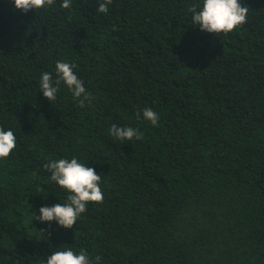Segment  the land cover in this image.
I'll return each mask as SVG.
<instances>
[{"label": "trees", "instance_id": "obj_1", "mask_svg": "<svg viewBox=\"0 0 264 264\" xmlns=\"http://www.w3.org/2000/svg\"><path fill=\"white\" fill-rule=\"evenodd\" d=\"M101 2L25 14L0 0V128L16 137L0 159V264L67 248L99 264H264V0H239L247 22L228 35L192 22L202 0ZM57 61L76 65L83 108L63 83L44 98ZM72 158L101 175L103 203L73 229L33 219L66 203L45 165Z\"/></svg>", "mask_w": 264, "mask_h": 264}, {"label": "clouds", "instance_id": "obj_2", "mask_svg": "<svg viewBox=\"0 0 264 264\" xmlns=\"http://www.w3.org/2000/svg\"><path fill=\"white\" fill-rule=\"evenodd\" d=\"M14 7L22 13L29 11L47 10L57 3V0H10ZM112 0H103L99 4L98 12L107 14L108 6ZM72 0H60V7L70 9ZM199 9V10H198ZM192 13V22L198 25L203 32L219 35H228L247 22L249 8L242 6L239 0H202V6L189 8ZM76 65L57 61L55 65L56 79L50 73H43L40 79L41 92L49 102L56 99L61 83L79 101L83 108L85 102L94 99L84 87V82L74 73ZM137 112V117H140ZM143 119L150 122L153 127L159 126V115L151 108H144ZM110 134L117 140L132 141L141 140L143 133L132 127H118L113 124L109 129ZM16 148V137L13 131H5L0 128V159L8 158ZM51 172V180L64 189L67 193L66 203H58L52 207L39 209L40 216L32 213L33 219H39L41 223L55 221L64 229H73L77 219L87 211L89 203L101 204L104 194L100 187L101 175L95 169L80 163L76 158L59 159L45 165ZM101 257H95L93 261L88 253L81 249L79 254L71 248L56 250L47 258L46 264H99ZM40 264L44 262L40 261Z\"/></svg>", "mask_w": 264, "mask_h": 264}]
</instances>
